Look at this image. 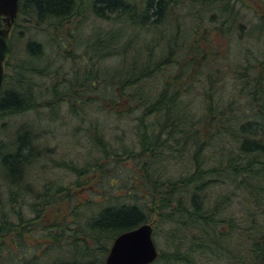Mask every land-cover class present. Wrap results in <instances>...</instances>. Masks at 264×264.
Instances as JSON below:
<instances>
[{"label":"trees","instance_id":"16d2710c","mask_svg":"<svg viewBox=\"0 0 264 264\" xmlns=\"http://www.w3.org/2000/svg\"><path fill=\"white\" fill-rule=\"evenodd\" d=\"M246 1L90 0L107 25L86 32L83 0H20L25 21L66 29V69L28 37L0 119L65 102L88 154L57 160L74 181L39 187L54 149L29 124L0 147V264H105L148 222L168 262L264 264V14L246 19Z\"/></svg>","mask_w":264,"mask_h":264},{"label":"rangeland","instance_id":"374dc122","mask_svg":"<svg viewBox=\"0 0 264 264\" xmlns=\"http://www.w3.org/2000/svg\"><path fill=\"white\" fill-rule=\"evenodd\" d=\"M85 2L84 18L86 17L87 21L83 20V25L86 27V32L93 31L94 28H97L99 25L106 26L107 23L101 18H98L94 15L90 7V0H83ZM264 0H247L244 6L243 15L246 19L254 18V16L259 13L264 14V8L261 6ZM185 24H189L188 20L184 19ZM49 28L45 30L44 28ZM62 27V26H61ZM66 29H57L55 25L50 24H37L33 21H25L22 15H18L17 20L12 28V34L14 33L16 37H21V31L23 32V39L15 40V48L6 60L5 72L11 74L14 68L13 65L17 62H20L26 56L24 50V41L28 37L38 39L39 41L46 44V51L48 54L54 56V61L56 64H64L66 69L65 58L63 57V46H61L62 39H64V31ZM98 30L95 32L97 33ZM247 43V42H246ZM248 44V43H247ZM251 44V41H249ZM226 44L218 48L222 51L226 49ZM81 50V49H80ZM61 56H58V54ZM22 62V61H21ZM53 66L54 68H56ZM81 66L80 70H83ZM36 82L44 83L45 78L37 77ZM93 103L86 104L85 107L91 116L99 115L98 107L94 108ZM56 109L49 110V107H39L36 110L30 109L23 113H15L7 116H3L0 119V147L4 146L5 142L8 145L9 141L15 138V131L17 132L21 124H29L30 129L37 135V142L41 145L48 144L54 149L51 157L40 158L32 170L31 177L35 180L36 184L40 187L42 183L51 181V180H60L66 184L71 183L75 180L76 176L73 172L68 171L65 168L58 167L59 159L66 158L67 160L74 159L77 161V155H82L84 158L88 154V151L83 146L86 144V138L81 135H75L74 129L78 125L84 124L82 119L76 118L75 116L69 114L68 107L65 102L57 103ZM58 110V112H57ZM56 113H58L56 115ZM84 126V125H82ZM4 143L2 144L1 142ZM1 150V148H0ZM130 165V162L127 163ZM126 171L122 172V174ZM3 182V179L0 175V183ZM2 188L5 189L6 185L2 184ZM54 213V212H53ZM53 213H51L53 215ZM161 253V252H160ZM106 258V254L104 255ZM153 264H179L177 262H168L162 254H159L158 259Z\"/></svg>","mask_w":264,"mask_h":264},{"label":"water","instance_id":"95a60500","mask_svg":"<svg viewBox=\"0 0 264 264\" xmlns=\"http://www.w3.org/2000/svg\"><path fill=\"white\" fill-rule=\"evenodd\" d=\"M19 12V0H0V91L5 73V61L12 51L10 32ZM153 223H143L120 233L112 242L105 264H149L159 254L153 236Z\"/></svg>","mask_w":264,"mask_h":264},{"label":"flooded vegetation","instance_id":"af4514ba","mask_svg":"<svg viewBox=\"0 0 264 264\" xmlns=\"http://www.w3.org/2000/svg\"><path fill=\"white\" fill-rule=\"evenodd\" d=\"M13 248H15V251H17V238H16V232L11 233Z\"/></svg>","mask_w":264,"mask_h":264}]
</instances>
